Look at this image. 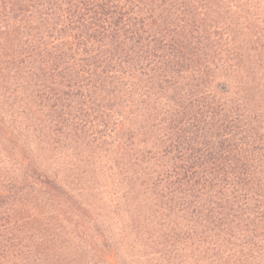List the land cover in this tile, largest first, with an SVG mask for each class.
Masks as SVG:
<instances>
[{
  "label": "trees",
  "instance_id": "16d2710c",
  "mask_svg": "<svg viewBox=\"0 0 264 264\" xmlns=\"http://www.w3.org/2000/svg\"><path fill=\"white\" fill-rule=\"evenodd\" d=\"M119 250L264 264V0H0V264Z\"/></svg>",
  "mask_w": 264,
  "mask_h": 264
},
{
  "label": "rangeland",
  "instance_id": "374dc122",
  "mask_svg": "<svg viewBox=\"0 0 264 264\" xmlns=\"http://www.w3.org/2000/svg\"><path fill=\"white\" fill-rule=\"evenodd\" d=\"M95 176V178L97 179V180H99L100 182H104V183H107V181H108V179L106 180L105 178H106V176H105V174H103L102 172H99L98 170H94V172H92L91 171V167H90V169H89V171H88V176ZM113 189L114 188H112V192H113ZM120 194H118L117 196H116V198H119L120 199ZM110 197H111V194H109L108 192H102V193H100V196L98 197L99 199H101L99 202H97L98 204V206L97 207H99V208H97L98 210L95 212V214H97V213H105L106 211H110V207H112V205H110L109 204V199H110ZM115 197H112V199H116ZM122 202H124V200H121ZM121 201H120V203H121ZM114 203V202H113ZM100 220H101V218H100ZM117 228L115 227V226H112L111 228H110V231L113 233V232H116V234H118L117 233V231L118 230H116ZM119 232V231H118ZM115 239L117 240L118 239V236L116 235V237H115ZM118 254H119V257L117 258V260H115L114 258H110V261L113 263V264H142V262H141V258H132V257H127V256H125V254H124V252L122 251V250H119V252H118Z\"/></svg>",
  "mask_w": 264,
  "mask_h": 264
}]
</instances>
